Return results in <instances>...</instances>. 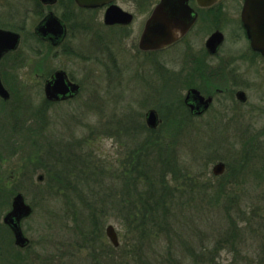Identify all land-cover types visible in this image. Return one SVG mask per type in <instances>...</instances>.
<instances>
[{
	"label": "rangeland",
	"instance_id": "obj_1",
	"mask_svg": "<svg viewBox=\"0 0 264 264\" xmlns=\"http://www.w3.org/2000/svg\"><path fill=\"white\" fill-rule=\"evenodd\" d=\"M0 2V26L21 34L18 49L0 61L9 93L8 100L0 98V264H164L171 255L178 264H195L197 254L203 264H256L259 258L245 255L264 253V246L255 245L246 228L264 225V180L247 177L243 188L233 186L235 198L215 199L212 188L193 189L189 180L201 173V183L217 182L206 180L212 165L202 157L226 134L153 133L139 125L165 96L172 108L162 107V115L169 121L184 94L176 80L180 45L151 54L137 49L150 7L117 0L134 17L119 31L103 27L101 8L68 9L79 26L71 20L63 47L51 49L33 32L48 8ZM54 11L61 15L63 7ZM156 63L167 67V86ZM57 69L81 92L50 103L44 82ZM235 136L232 153L239 151ZM18 193L32 210L22 222L25 248L3 224ZM151 199L159 217H167L163 227L145 224L141 207ZM109 225L117 247L105 235ZM233 232L235 243L225 244Z\"/></svg>",
	"mask_w": 264,
	"mask_h": 264
},
{
	"label": "flooded vegetation",
	"instance_id": "obj_2",
	"mask_svg": "<svg viewBox=\"0 0 264 264\" xmlns=\"http://www.w3.org/2000/svg\"><path fill=\"white\" fill-rule=\"evenodd\" d=\"M4 1L18 3L20 6L29 4L33 10L40 9V6L48 8V11L34 26L33 32L42 43H46L51 49L63 47L67 35L70 33L71 20L75 22L73 25L79 26L78 22L66 12L68 9L71 10L73 7L81 11L93 9L79 7L75 0ZM116 1H114L115 4ZM143 2L144 6L147 5L150 8L138 38L137 49L142 53L151 54L180 45L179 56H181L182 61L177 64L178 77L176 80L179 90L184 89V94L177 99L178 112L173 115L170 114L169 121L163 120L164 115H162L164 108L168 109V112H170L169 108H172L171 104L166 103L165 96L159 101L160 105H156L157 109L149 108L145 111L144 123L139 125L142 129H147L153 133L209 132L211 134H226L220 144L212 146L206 150L207 152L204 151L205 154L202 157L204 160L207 157L208 163L210 161L209 164L212 165L210 172L206 173L210 179L206 178V180L212 181L214 179L221 182L212 184L205 181L201 183L199 178L204 175L201 173L189 177V180L193 189H201L206 192L207 188H212L213 194L211 196H214L213 199L217 197L216 194L235 198L237 196L235 195L236 191L232 190L235 183L240 182V187L243 188L244 180L247 177H252L261 182L264 180V0H255L257 12V48L255 49L251 46L244 24L245 0H187V6L191 10V17H193V22L187 30L178 33L175 41L164 47L155 50H140L138 43L145 22L160 0L156 1L153 6L151 0H143ZM17 7L18 5H15L14 8ZM58 7H63L61 15L54 11ZM1 8L4 9V5H0ZM98 8L103 9L105 13L107 6ZM104 13L102 25L111 31L123 30L134 21L133 14L130 13L132 18L128 24H106ZM37 16H40L39 12ZM50 17L56 18L62 26L63 33L61 36L57 33L54 24L50 27L45 26L43 34H41L42 37L39 35L40 26ZM0 29L18 33L21 42L20 31H15L8 26H0ZM201 37H203L202 42ZM196 44L198 46L194 47ZM105 45L107 46L106 43ZM9 53H13V51L7 54ZM156 64L158 67L154 66V68L164 73L162 81L167 86V78L165 77L168 74L165 73L166 69L164 68L166 66L160 63ZM56 71L63 70H55L45 82L50 80ZM65 74L70 83L79 87L78 93L65 100H47L48 102H66L77 97L81 92L79 83L73 81L66 72ZM154 79L157 80V78ZM190 91L196 93L189 95ZM149 111H154L156 114V126L153 128L149 127L146 122V114ZM232 135H236L235 137L238 138L236 144L239 145V151L236 152L237 154L232 153L229 146ZM182 179L183 177H181ZM31 214L32 212H30ZM29 216L20 221L21 230L23 220ZM249 221V218L245 219L246 223ZM7 228L9 229V227ZM246 229L254 235L251 239L255 245L264 246V225L254 232L253 228ZM233 239H235L234 232L224 239V243L234 244ZM28 244L30 245V243ZM261 253L245 256L246 258L252 256L254 260L257 257L259 259H256V264H264V253ZM195 257H199L195 260V264L206 263L202 255L197 254Z\"/></svg>",
	"mask_w": 264,
	"mask_h": 264
},
{
	"label": "water",
	"instance_id": "obj_3",
	"mask_svg": "<svg viewBox=\"0 0 264 264\" xmlns=\"http://www.w3.org/2000/svg\"><path fill=\"white\" fill-rule=\"evenodd\" d=\"M115 0H75L76 4L82 8H98L108 5L104 13V22L106 24H128L131 22V14L123 11L119 6L114 4ZM255 0H245L243 11L244 24L247 28V35L251 41V46L257 48V17H256ZM193 22L191 10L187 6V0H160L159 4L153 10L151 16L146 20L142 34L139 39L138 47L140 50H155L175 41L178 33H183ZM54 26L57 28L59 36L63 30L59 21L54 18H48L42 26H40L39 35L43 34L45 26ZM38 32V31H37ZM42 37V36H41ZM20 42V35L16 32L0 29V60L8 52L17 50ZM79 91L76 84L70 83L63 71H56L50 80L44 84V95L49 101L65 100L73 97ZM196 93L190 91V94ZM0 98L9 99V93L4 88L0 79ZM147 125L151 128L156 126V114L149 111L146 114ZM38 180H42L39 176ZM31 208L24 201L21 194H16L11 203V210L3 218V224L9 227L14 244L19 248L28 245V239L23 235L20 221L29 216ZM105 234L110 243L118 246L117 234L114 228L109 225L105 229Z\"/></svg>",
	"mask_w": 264,
	"mask_h": 264
},
{
	"label": "trees",
	"instance_id": "obj_4",
	"mask_svg": "<svg viewBox=\"0 0 264 264\" xmlns=\"http://www.w3.org/2000/svg\"><path fill=\"white\" fill-rule=\"evenodd\" d=\"M147 202H148V204L145 203V206L141 207L142 212L146 215L145 224H146V222H148L149 225H157L159 227L161 225H162V227L164 225H166L167 220H165V219H167V217L166 218H164L162 216L159 217V213H158L159 205H158V203L156 201H154L153 199H151V202H152L151 204L149 203V201H147ZM126 215H127L126 223H128V225L130 226L131 225V213L128 212ZM172 256L173 255H171V258L162 260V263H164V264H176L173 262L177 261V264H178V260H176V257H172Z\"/></svg>",
	"mask_w": 264,
	"mask_h": 264
}]
</instances>
